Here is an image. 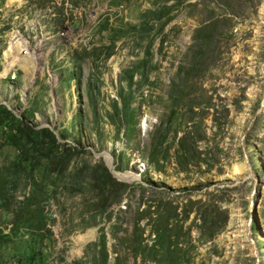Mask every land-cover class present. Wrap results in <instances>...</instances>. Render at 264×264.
Returning a JSON list of instances; mask_svg holds the SVG:
<instances>
[{"label":"rangeland","instance_id":"1","mask_svg":"<svg viewBox=\"0 0 264 264\" xmlns=\"http://www.w3.org/2000/svg\"><path fill=\"white\" fill-rule=\"evenodd\" d=\"M0 104L73 149L0 141V264H264V0H0Z\"/></svg>","mask_w":264,"mask_h":264},{"label":"trees","instance_id":"2","mask_svg":"<svg viewBox=\"0 0 264 264\" xmlns=\"http://www.w3.org/2000/svg\"><path fill=\"white\" fill-rule=\"evenodd\" d=\"M0 141L9 143V144H21L23 141L32 142L35 145H40V149L46 148L47 144L51 143L52 147L48 150L47 154L43 155L44 160L38 161L36 158L34 161H28L25 163L23 170L25 172H30V175L33 176V173L36 170H39L42 173L40 186L43 187L44 191L41 192L44 194L45 198L49 192V188L55 191L59 182L62 181L67 174L66 170L70 165L72 160V150H67L66 144L57 143L53 134L48 129H37L34 130L32 127L25 125L22 121V118L16 117L12 111L7 109L4 105L0 104ZM25 145H23V148ZM19 151H22L19 149ZM54 151H59L60 153L56 157H50V154ZM50 164V165H47ZM93 171L96 174L97 180L102 178L104 180V186L111 184L114 187V198L119 196L127 187L128 184L118 182L115 180L109 173L108 169L105 166L96 165L93 168ZM45 174V177H43ZM50 174H53L52 183H49ZM33 190L36 189L37 185L33 183ZM29 197H25L23 203L28 202ZM118 201V197L115 198ZM37 208L36 215V227L35 231L39 232L45 228V223L47 214H43L40 210V202L35 204H28L30 212L32 208ZM32 217H27L24 219V223L30 222ZM26 264H39L38 255L35 252L34 248L31 247L29 253L25 255Z\"/></svg>","mask_w":264,"mask_h":264},{"label":"bare ground","instance_id":"3","mask_svg":"<svg viewBox=\"0 0 264 264\" xmlns=\"http://www.w3.org/2000/svg\"><path fill=\"white\" fill-rule=\"evenodd\" d=\"M10 67V66H9ZM112 171V170H111ZM112 173H113V175L114 176H116L117 178H119V179H125V180H128V179H133L132 178V176L130 175V174H128V173H115V172H113L112 171ZM262 236V235H261ZM89 237V236H88ZM85 237H82V238H80V239H84ZM83 242V241H82Z\"/></svg>","mask_w":264,"mask_h":264},{"label":"water","instance_id":"4","mask_svg":"<svg viewBox=\"0 0 264 264\" xmlns=\"http://www.w3.org/2000/svg\"><path fill=\"white\" fill-rule=\"evenodd\" d=\"M106 155V154H105ZM111 167H112V165H111V160H110V162H109V164L107 163V168H108V171L110 172V174L113 176V177H115L118 181H126V180H122V179H119V178H117L116 176H114L113 175V173H112V171H111ZM248 228H249V226H248ZM248 232H249V229H248ZM251 243H252V241H251Z\"/></svg>","mask_w":264,"mask_h":264},{"label":"built area","instance_id":"5","mask_svg":"<svg viewBox=\"0 0 264 264\" xmlns=\"http://www.w3.org/2000/svg\"><path fill=\"white\" fill-rule=\"evenodd\" d=\"M10 79H11V80H14V79H15V74H11ZM7 109H8V108H7Z\"/></svg>","mask_w":264,"mask_h":264}]
</instances>
